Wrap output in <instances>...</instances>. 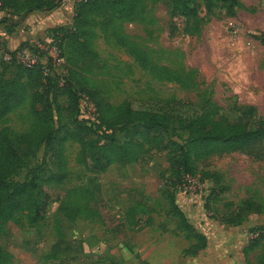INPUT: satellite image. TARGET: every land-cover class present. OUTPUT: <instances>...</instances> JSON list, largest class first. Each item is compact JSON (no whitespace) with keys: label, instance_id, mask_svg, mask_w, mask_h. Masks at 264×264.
Returning <instances> with one entry per match:
<instances>
[{"label":"rangeland","instance_id":"obj_1","mask_svg":"<svg viewBox=\"0 0 264 264\" xmlns=\"http://www.w3.org/2000/svg\"><path fill=\"white\" fill-rule=\"evenodd\" d=\"M81 1L62 0L46 15L20 20L10 40L0 34V43L8 52L22 45L24 51L40 48L45 62L48 57L60 59L63 52L65 60L56 61L54 72L48 74H56L60 85L75 90L80 99L78 118L87 120L88 125L97 122V101L111 106L127 101L133 109L144 110L158 106L159 101L175 100L200 110L210 107L230 122L240 108L252 106L264 117V46L254 38L264 39V0H241L249 11L240 10L233 17L221 10L209 15L201 10L197 19L187 21L169 17V0L145 1L137 20L124 25L125 32L152 51L160 65L189 75L195 82L191 88L153 79L134 56L106 43L99 32L97 64L73 66L66 41L56 29L72 27L75 6ZM7 29L0 25V31ZM13 73L14 69L0 60V79H9ZM59 101L65 104L66 98L61 96ZM2 129L17 141L29 129L26 111L9 115ZM79 151L76 143L64 145L68 176L63 184L48 189L53 202L43 221L31 227L17 213L2 225L0 246L8 253L10 264H45L43 258L61 239L75 249L70 254L77 257L75 264H264V241L247 259L242 253L248 240L255 237L250 230L264 227V212L237 226L220 222L242 201L264 199V161L231 154L205 167L199 165L193 178L201 193L190 195L183 190L181 176L172 173L164 152L149 150L137 164H113L105 173L93 174L77 163ZM42 156L41 148L17 180L30 179V171L41 163ZM86 186L94 188L90 208L99 218L67 221L55 199L71 188ZM177 211L206 239L205 248L195 256L184 254L189 241ZM80 241L84 242L82 251L77 248Z\"/></svg>","mask_w":264,"mask_h":264},{"label":"trees","instance_id":"obj_2","mask_svg":"<svg viewBox=\"0 0 264 264\" xmlns=\"http://www.w3.org/2000/svg\"><path fill=\"white\" fill-rule=\"evenodd\" d=\"M145 1L156 0H82L75 6L74 23L71 28L59 27L57 33L63 35L71 58L76 63L91 67L97 64L98 53L95 41L98 32L102 39L134 56L153 79L175 83L183 88L195 86L189 75L168 69L155 60L154 53L143 47L134 37L128 35L124 25L137 20ZM62 0H0V25H6L10 35L20 20L33 12H50L58 8ZM201 10L210 14L221 10L228 16H235L245 9L241 0H169L168 15L171 19H197ZM252 12V10H251ZM14 18L16 21H14ZM264 46V39H259ZM20 46L10 54L23 51ZM39 53V49L30 50ZM41 57L43 53H39ZM64 58V54L62 52ZM63 60V59H62ZM69 60V58H68ZM11 78L0 79V126L8 116L18 111H26L28 132L13 141L7 132L0 130V233L3 224L20 213L31 227L44 220L53 199L48 191L64 183L68 176L64 145L76 143L80 147L77 163L93 174H103L113 164H137L149 150L165 153L170 169L177 177L190 175L199 165L207 166L214 159L231 154H240L255 162L264 161V117L256 114L252 106L239 109L231 122L218 117L208 108L202 110L191 103L175 100L159 101L158 106L135 110L127 101L111 106L97 101L95 108L97 122L88 125L79 119V97L66 84L60 85V77L54 72L53 59L42 65L26 69L14 64ZM88 72V70H86ZM66 98L65 104L59 98ZM188 109L185 113L183 109ZM181 133L187 137L184 139ZM182 141L178 143L173 140ZM43 149L41 163L30 171V179L18 181L24 169L36 153ZM92 181L94 179H91ZM214 185L217 186L214 181ZM218 199L217 195L212 196ZM94 188L90 186L71 188L55 201L58 211L69 222L80 217L95 216L90 208L94 201ZM183 221L185 238L189 246L184 250L187 256H195L206 246V239L177 211ZM264 212V199L242 201L230 216L220 219L226 226H237L253 214ZM255 235L248 240L242 250L244 258L264 241V227L253 228ZM80 241L77 248L82 251ZM89 243L87 247H90ZM76 252L66 240H58L43 258L45 264H75ZM0 264H10V257L0 246Z\"/></svg>","mask_w":264,"mask_h":264},{"label":"built area","instance_id":"obj_3","mask_svg":"<svg viewBox=\"0 0 264 264\" xmlns=\"http://www.w3.org/2000/svg\"><path fill=\"white\" fill-rule=\"evenodd\" d=\"M39 53L42 51L39 48ZM39 53H34L32 51H20L15 53V55H11L10 52L6 51L5 48L0 43V60L5 65L14 64L16 66L30 69L37 65H42L45 74L47 73V69L45 67V61L43 60L44 56L41 57ZM47 55L50 56L49 53ZM52 58V57H50ZM60 59H53V67L55 66V62H61ZM63 61V60H62ZM183 181V190L190 195H197V193H201V186L199 185L198 181L191 177L190 175H184L182 178Z\"/></svg>","mask_w":264,"mask_h":264},{"label":"crops","instance_id":"obj_4","mask_svg":"<svg viewBox=\"0 0 264 264\" xmlns=\"http://www.w3.org/2000/svg\"><path fill=\"white\" fill-rule=\"evenodd\" d=\"M39 13H42V14H44V15H46L48 12H33V13H31V14H29V15H27L25 18H23L24 19V21H26V22H28V17L29 16H32V15H35V14H39ZM23 19L21 20V21H23ZM16 28L14 29V31L10 34V35H7L6 34V32L5 31H0V34L2 35V37H4L7 41L8 40H10V38H11V36L12 35H14L16 32ZM10 50V49H9ZM13 50V49H12ZM16 50V49H15Z\"/></svg>","mask_w":264,"mask_h":264}]
</instances>
